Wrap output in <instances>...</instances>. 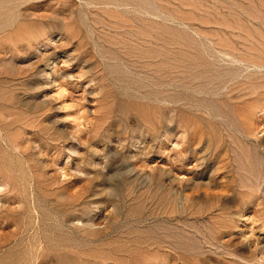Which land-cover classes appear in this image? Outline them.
<instances>
[{"label":"rangeland","instance_id":"rangeland-1","mask_svg":"<svg viewBox=\"0 0 264 264\" xmlns=\"http://www.w3.org/2000/svg\"><path fill=\"white\" fill-rule=\"evenodd\" d=\"M0 264H264V0H0Z\"/></svg>","mask_w":264,"mask_h":264}]
</instances>
